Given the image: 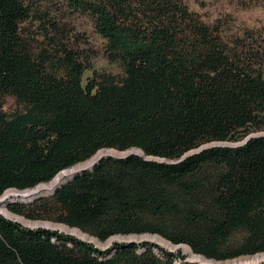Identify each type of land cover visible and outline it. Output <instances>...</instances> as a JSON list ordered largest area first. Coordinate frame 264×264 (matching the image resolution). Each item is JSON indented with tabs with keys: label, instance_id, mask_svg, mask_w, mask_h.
<instances>
[{
	"label": "trees",
	"instance_id": "1",
	"mask_svg": "<svg viewBox=\"0 0 264 264\" xmlns=\"http://www.w3.org/2000/svg\"><path fill=\"white\" fill-rule=\"evenodd\" d=\"M57 4L91 20L121 75L95 72L63 17L28 0H0V196L49 183L100 151L132 153L103 156L48 196L7 210L100 242L156 235L217 262L264 253V32L226 39L220 21L205 23L184 0ZM29 21L41 40L24 27ZM6 96L18 109L3 111ZM141 245L102 251L0 215V264L181 258Z\"/></svg>",
	"mask_w": 264,
	"mask_h": 264
},
{
	"label": "rangeland",
	"instance_id": "2",
	"mask_svg": "<svg viewBox=\"0 0 264 264\" xmlns=\"http://www.w3.org/2000/svg\"><path fill=\"white\" fill-rule=\"evenodd\" d=\"M57 1L58 0H28V2L34 4L37 8L42 11H49L52 15H55L60 18L63 17L62 22H60V25H68L67 28L72 30V33L74 34V39L72 41H76L75 44L83 53V55L90 58L92 62V68L95 72L108 73L111 75L120 76V67L115 63H110L105 58L103 51L104 41L95 33L91 20L85 15L65 11L62 6V10L57 11L56 8H59ZM184 2L191 11L199 14L201 19L205 23L213 24L216 21H220L223 24L222 35L226 39L232 40L236 37H242L246 30H250L249 32H252V34H254L255 32H264V0H184ZM62 14L63 16H60ZM24 27H26L28 30L30 29L32 35L36 36L38 40H41V37L37 35V22L29 21L28 23L24 24ZM91 76L92 71L85 72L83 77V85H85L87 78H90ZM16 109H18V106L16 105L14 98L11 96L4 97L3 111L5 113H10L15 111ZM261 134L263 133L252 134L250 135V137ZM244 141L217 145L238 146L241 145ZM124 155L125 154L121 152L107 150L102 156L123 157ZM89 168L90 164L89 166L80 168L74 174L84 170H88ZM46 196L48 195H38L33 198H7L4 202L0 203V215L8 220L18 222L26 228H43L51 231H56L64 235L72 236L78 240L90 243L95 248L102 251L110 249L116 243L135 242L139 245L147 244V246H151L152 251L157 255L161 254L162 249L171 253L179 254L181 258L176 259V262H174L175 264H236L239 262H247L246 264H249V261H251L253 258L264 254L260 253L253 256L241 257L224 262H217L192 253L193 256L200 257L204 261L203 263H199L196 260L191 259L189 256H186L183 252L174 249V247L181 245L171 244L170 242L156 235L142 234L118 236L120 237V239H115L114 241H112V243L107 245L108 241L112 237L105 242H100L95 238H92L89 235L80 232L77 229L69 228L62 224H57L48 221L26 220L23 217L10 213L6 207L7 204H9L10 202H29L34 199ZM73 230H77L82 235H84V237L73 234L71 232ZM257 264H264V262Z\"/></svg>",
	"mask_w": 264,
	"mask_h": 264
},
{
	"label": "bare ground",
	"instance_id": "3",
	"mask_svg": "<svg viewBox=\"0 0 264 264\" xmlns=\"http://www.w3.org/2000/svg\"><path fill=\"white\" fill-rule=\"evenodd\" d=\"M105 153V151H100L97 153L96 158L102 156ZM92 161H88L85 162L83 164H79L77 166H74L70 169L64 170L62 172H60L51 182L46 183V184H40L38 186H36L33 189H28V190H24V191H18V190H7L4 192V194L0 197V203L4 202L7 198H17V197H21V198H33L36 197L38 195H49L53 192V190L55 188H57L66 178L68 179V177L72 176L76 171H78L80 168L89 166V164H91ZM73 234L84 237V235H82L80 232H78L77 230H73L71 231ZM115 239H120V237L115 236L112 237L107 245H109L110 243H112V241H114ZM175 250L181 251L183 252L186 256H189L191 259L196 260L199 263H203L204 261L200 258V257H196L192 255L191 250L186 247V246H176L174 247ZM264 262V254H261L259 256H256L255 258H253L251 261H249V264H257V263H262ZM247 262L244 263H236V264H246Z\"/></svg>",
	"mask_w": 264,
	"mask_h": 264
},
{
	"label": "water",
	"instance_id": "4",
	"mask_svg": "<svg viewBox=\"0 0 264 264\" xmlns=\"http://www.w3.org/2000/svg\"><path fill=\"white\" fill-rule=\"evenodd\" d=\"M206 148H208V146H201V147H199V148H197V149H195V150H191V151H189V152H186L185 154H183L180 158H178L177 160H172V161H170V163H172V162H179V161H182V160H184L186 157H188V156H190V155H192V154H195V153H197V152H200V151H202V150H204V149H206ZM98 153V152H97ZM97 153L91 158V159H89V160H87L86 162H88V161H92L91 162V164H90V167L96 162V161H98L101 157H103V156H100V157H97L96 158V155H97ZM132 152H129V153H124L125 155H127V154H131ZM124 155V156H125ZM146 160H157V159H153V158H150V157H147V158H145ZM161 161H163V160H161ZM85 163V162H84ZM52 181V180H51Z\"/></svg>",
	"mask_w": 264,
	"mask_h": 264
}]
</instances>
